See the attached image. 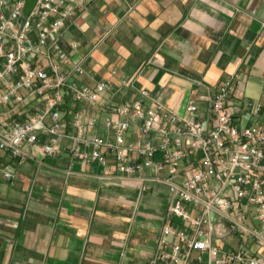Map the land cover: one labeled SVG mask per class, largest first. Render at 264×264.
I'll list each match as a JSON object with an SVG mask.
<instances>
[{
	"label": "built area",
	"instance_id": "built-area-1",
	"mask_svg": "<svg viewBox=\"0 0 264 264\" xmlns=\"http://www.w3.org/2000/svg\"><path fill=\"white\" fill-rule=\"evenodd\" d=\"M80 1L38 0L25 16L26 0H0V152L23 164L39 146L124 177L151 172L172 196L152 264H193L195 253L209 264H264V105H233L235 79L204 111L191 100L183 114L145 88L125 100L107 82L81 83L83 65L60 44ZM0 177L18 179L1 163Z\"/></svg>",
	"mask_w": 264,
	"mask_h": 264
},
{
	"label": "crops",
	"instance_id": "crops-1",
	"mask_svg": "<svg viewBox=\"0 0 264 264\" xmlns=\"http://www.w3.org/2000/svg\"><path fill=\"white\" fill-rule=\"evenodd\" d=\"M60 44L83 65L81 83L107 82L125 100L145 88L175 112L191 100L204 111L235 79L233 105H264V0H81ZM26 152L23 164L0 152L18 176L0 177V264H152L172 202L167 184L69 152ZM197 256L193 264H209Z\"/></svg>",
	"mask_w": 264,
	"mask_h": 264
},
{
	"label": "water",
	"instance_id": "water-1",
	"mask_svg": "<svg viewBox=\"0 0 264 264\" xmlns=\"http://www.w3.org/2000/svg\"><path fill=\"white\" fill-rule=\"evenodd\" d=\"M38 0H26V6L24 9V15L28 16L35 8Z\"/></svg>",
	"mask_w": 264,
	"mask_h": 264
}]
</instances>
